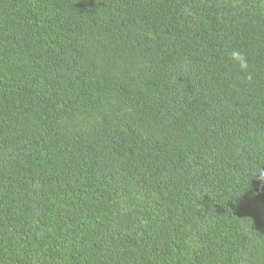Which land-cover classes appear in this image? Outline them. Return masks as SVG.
Returning a JSON list of instances; mask_svg holds the SVG:
<instances>
[{
	"label": "trees",
	"instance_id": "obj_1",
	"mask_svg": "<svg viewBox=\"0 0 264 264\" xmlns=\"http://www.w3.org/2000/svg\"><path fill=\"white\" fill-rule=\"evenodd\" d=\"M0 264H264V0H0Z\"/></svg>",
	"mask_w": 264,
	"mask_h": 264
},
{
	"label": "clouds",
	"instance_id": "obj_2",
	"mask_svg": "<svg viewBox=\"0 0 264 264\" xmlns=\"http://www.w3.org/2000/svg\"><path fill=\"white\" fill-rule=\"evenodd\" d=\"M233 57L239 63L241 70H245L247 68V63L242 54H240L239 52H233Z\"/></svg>",
	"mask_w": 264,
	"mask_h": 264
}]
</instances>
